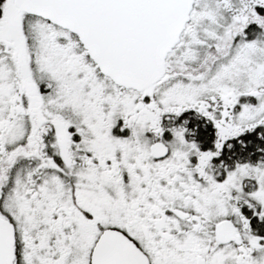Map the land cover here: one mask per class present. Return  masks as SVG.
Segmentation results:
<instances>
[{
	"label": "snow or ice",
	"instance_id": "obj_1",
	"mask_svg": "<svg viewBox=\"0 0 264 264\" xmlns=\"http://www.w3.org/2000/svg\"><path fill=\"white\" fill-rule=\"evenodd\" d=\"M0 264H264V0H0Z\"/></svg>",
	"mask_w": 264,
	"mask_h": 264
}]
</instances>
